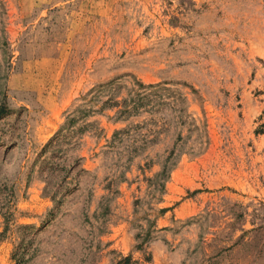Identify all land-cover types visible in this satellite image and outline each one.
Here are the masks:
<instances>
[{
    "label": "rangeland",
    "instance_id": "rangeland-1",
    "mask_svg": "<svg viewBox=\"0 0 264 264\" xmlns=\"http://www.w3.org/2000/svg\"><path fill=\"white\" fill-rule=\"evenodd\" d=\"M0 264H264V0H0Z\"/></svg>",
    "mask_w": 264,
    "mask_h": 264
},
{
    "label": "trees",
    "instance_id": "trees-1",
    "mask_svg": "<svg viewBox=\"0 0 264 264\" xmlns=\"http://www.w3.org/2000/svg\"><path fill=\"white\" fill-rule=\"evenodd\" d=\"M142 85H144V84H142ZM126 108H127V107H126ZM164 170H167V169H166V167H165V169H164Z\"/></svg>",
    "mask_w": 264,
    "mask_h": 264
}]
</instances>
